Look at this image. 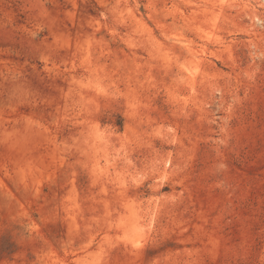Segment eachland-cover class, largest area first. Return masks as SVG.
<instances>
[{
    "label": "rangeland",
    "instance_id": "1",
    "mask_svg": "<svg viewBox=\"0 0 264 264\" xmlns=\"http://www.w3.org/2000/svg\"><path fill=\"white\" fill-rule=\"evenodd\" d=\"M0 264H264V0H0Z\"/></svg>",
    "mask_w": 264,
    "mask_h": 264
}]
</instances>
